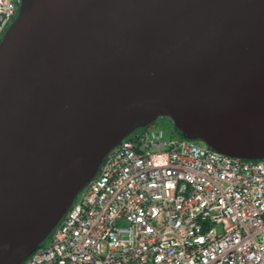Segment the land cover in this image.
Instances as JSON below:
<instances>
[{
	"label": "water",
	"instance_id": "95a60500",
	"mask_svg": "<svg viewBox=\"0 0 264 264\" xmlns=\"http://www.w3.org/2000/svg\"><path fill=\"white\" fill-rule=\"evenodd\" d=\"M162 117L264 159V0H23L0 42V264L30 256L106 155Z\"/></svg>",
	"mask_w": 264,
	"mask_h": 264
},
{
	"label": "built area",
	"instance_id": "2783aa9c",
	"mask_svg": "<svg viewBox=\"0 0 264 264\" xmlns=\"http://www.w3.org/2000/svg\"><path fill=\"white\" fill-rule=\"evenodd\" d=\"M23 0H0V42ZM152 126L120 142L21 264H264V159Z\"/></svg>",
	"mask_w": 264,
	"mask_h": 264
},
{
	"label": "rangeland",
	"instance_id": "374dc122",
	"mask_svg": "<svg viewBox=\"0 0 264 264\" xmlns=\"http://www.w3.org/2000/svg\"><path fill=\"white\" fill-rule=\"evenodd\" d=\"M155 131H161L163 133V140L177 136L178 134L173 121L170 118L162 117L158 119L153 125ZM146 128H141L137 130L134 134L142 133ZM203 144V143H202Z\"/></svg>",
	"mask_w": 264,
	"mask_h": 264
},
{
	"label": "flooded vegetation",
	"instance_id": "af4514ba",
	"mask_svg": "<svg viewBox=\"0 0 264 264\" xmlns=\"http://www.w3.org/2000/svg\"><path fill=\"white\" fill-rule=\"evenodd\" d=\"M152 126V125H151Z\"/></svg>",
	"mask_w": 264,
	"mask_h": 264
}]
</instances>
